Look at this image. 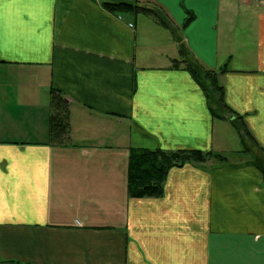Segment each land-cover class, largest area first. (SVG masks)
<instances>
[{"label": "crops", "instance_id": "obj_1", "mask_svg": "<svg viewBox=\"0 0 264 264\" xmlns=\"http://www.w3.org/2000/svg\"><path fill=\"white\" fill-rule=\"evenodd\" d=\"M126 1L168 26L97 0H0V264H264V0ZM177 39L226 67L248 135L172 66ZM130 147L225 160L131 197Z\"/></svg>", "mask_w": 264, "mask_h": 264}, {"label": "trees", "instance_id": "obj_2", "mask_svg": "<svg viewBox=\"0 0 264 264\" xmlns=\"http://www.w3.org/2000/svg\"><path fill=\"white\" fill-rule=\"evenodd\" d=\"M105 7L108 10L114 9H128L136 12H142L152 15L155 20L161 24L168 26V21L164 17V12L160 9L149 8L143 5L134 4L126 0L105 1ZM187 16L184 25L190 19ZM179 38V37H177ZM180 39V38H179ZM179 39L177 41L179 42ZM179 48L182 51L181 58L173 59L172 66L183 67L186 69L193 79L203 89L205 96L210 100V109L214 117L223 118L222 112H230L232 124L238 129L243 130L248 135L245 125L239 115L232 113L229 106L225 103L223 98V88L218 83V74L225 71L226 67L222 66L218 71L206 67L193 54L179 42ZM208 81V87L205 85ZM217 94H215V93ZM212 103L216 107L212 106ZM63 114L66 109L63 108ZM219 111V112H218ZM61 112V110H60ZM59 112L53 115V123L58 125ZM224 154L212 150L201 149H174L164 150L160 148H146V147H130L128 151V171H127V193L131 197L144 196H160L163 194L164 181L170 168L174 166H182L185 163L201 164L208 159L214 158L219 162L225 160ZM259 164V163H258ZM259 167L264 173V162Z\"/></svg>", "mask_w": 264, "mask_h": 264}, {"label": "rangeland", "instance_id": "obj_3", "mask_svg": "<svg viewBox=\"0 0 264 264\" xmlns=\"http://www.w3.org/2000/svg\"><path fill=\"white\" fill-rule=\"evenodd\" d=\"M207 87H208V81H206V84H205ZM215 93V92H214ZM215 94H217V93H215ZM132 138H133V135H132ZM209 160V162H211V161H214V163L217 161V160H214V158H211V159H208ZM207 162V161H206ZM213 163V164H214Z\"/></svg>", "mask_w": 264, "mask_h": 264}, {"label": "built area", "instance_id": "obj_4", "mask_svg": "<svg viewBox=\"0 0 264 264\" xmlns=\"http://www.w3.org/2000/svg\"><path fill=\"white\" fill-rule=\"evenodd\" d=\"M97 1H101V2H104V1H106V0H97Z\"/></svg>", "mask_w": 264, "mask_h": 264}]
</instances>
